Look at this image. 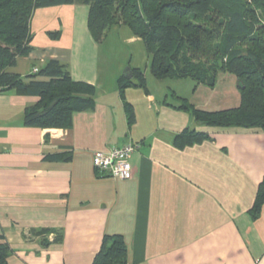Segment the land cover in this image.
Returning <instances> with one entry per match:
<instances>
[{
	"label": "crops",
	"instance_id": "1",
	"mask_svg": "<svg viewBox=\"0 0 264 264\" xmlns=\"http://www.w3.org/2000/svg\"><path fill=\"white\" fill-rule=\"evenodd\" d=\"M89 12L85 4L38 9L33 51L11 72L27 77L51 60L64 63L74 81L95 86L93 109L74 114L69 129L41 130L23 119L39 98L0 94V243L12 249L8 264H93L106 234L124 236L130 264H264V206L252 215L264 181V132L200 126L171 106L178 99L148 86L142 96L100 90ZM186 129L208 138L179 148L176 135ZM127 144L139 145L132 179L96 171V152ZM55 154L69 158L46 159Z\"/></svg>",
	"mask_w": 264,
	"mask_h": 264
},
{
	"label": "trees",
	"instance_id": "2",
	"mask_svg": "<svg viewBox=\"0 0 264 264\" xmlns=\"http://www.w3.org/2000/svg\"><path fill=\"white\" fill-rule=\"evenodd\" d=\"M82 4L89 7L88 28L98 45L113 28L128 27L146 44L151 74L157 80L191 79L215 88L217 73L237 79L241 103L236 108L203 111L185 98L171 106L191 114L205 127L260 129L264 132V0H0V94L15 91L39 98L24 114V125L38 129H69L73 115L93 109L96 88L74 81L66 64L51 60L27 77L11 72L19 58L33 51L31 20L38 9ZM53 39L59 33H50ZM131 79L122 76L119 91L135 80L141 89L146 78L129 68ZM129 125L136 120L134 107L125 102ZM208 135L186 129L177 134L179 148L206 141ZM67 154L47 156L66 161ZM253 219L264 206V181L258 189ZM12 249L0 243V264H8ZM93 264H130L128 246L121 234H106Z\"/></svg>",
	"mask_w": 264,
	"mask_h": 264
},
{
	"label": "rangeland",
	"instance_id": "3",
	"mask_svg": "<svg viewBox=\"0 0 264 264\" xmlns=\"http://www.w3.org/2000/svg\"><path fill=\"white\" fill-rule=\"evenodd\" d=\"M132 36L133 33L128 27L120 26L111 29L104 41L99 44V69L101 80H104L103 88L100 90L119 89V80L126 76V70L137 68L146 78L145 87L148 86L156 96L168 94L169 101L177 102V96L184 97L203 111L216 110L218 107L219 110L236 108L240 105L237 79L229 73H217L215 88L207 85L196 87L195 81L191 79L157 80L151 74V58L146 44L139 38L132 41ZM128 88H133L131 92L136 91L141 96L145 93L135 80L133 86Z\"/></svg>",
	"mask_w": 264,
	"mask_h": 264
},
{
	"label": "built area",
	"instance_id": "4",
	"mask_svg": "<svg viewBox=\"0 0 264 264\" xmlns=\"http://www.w3.org/2000/svg\"><path fill=\"white\" fill-rule=\"evenodd\" d=\"M39 72L37 69L34 70ZM139 145L127 144L124 147L109 148L107 151L96 152L93 163L96 171L112 179L127 181L133 178L132 156Z\"/></svg>",
	"mask_w": 264,
	"mask_h": 264
},
{
	"label": "water",
	"instance_id": "5",
	"mask_svg": "<svg viewBox=\"0 0 264 264\" xmlns=\"http://www.w3.org/2000/svg\"><path fill=\"white\" fill-rule=\"evenodd\" d=\"M129 71H130V70L128 69V70H126V72H125V75L127 76V77H126L127 79H131V77H132V75L128 73Z\"/></svg>",
	"mask_w": 264,
	"mask_h": 264
}]
</instances>
